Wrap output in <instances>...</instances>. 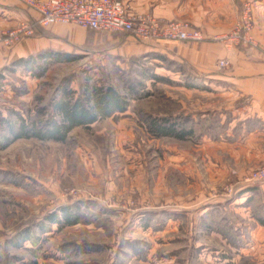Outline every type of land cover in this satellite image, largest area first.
<instances>
[{
	"label": "rangeland",
	"instance_id": "374dc122",
	"mask_svg": "<svg viewBox=\"0 0 264 264\" xmlns=\"http://www.w3.org/2000/svg\"><path fill=\"white\" fill-rule=\"evenodd\" d=\"M47 27L36 26L33 37ZM81 30L85 39L80 44L62 42L78 57L54 63L40 79L21 70L2 72L11 63L6 59L0 68V117L11 109L27 115L50 105L66 82L76 91L86 81L111 85L125 95V80L143 78L150 67L170 82L146 81L149 96L130 99L127 110L116 117L74 128L64 143L18 139L0 149V264H228L218 257L233 251L197 224L204 221L194 210L212 201L208 197L221 200L214 204L216 210L226 208L224 214L217 213L228 224L226 229L240 226L244 253L255 264H264V226L254 228L253 222L231 209L239 190L248 186L240 183L244 174L231 169L223 179L210 182L213 176L204 172V154L196 146L201 136L196 143L155 138L139 122L142 113L196 116L199 95L186 93L188 81L174 79L165 61L160 66L139 54L149 43L126 33ZM10 83L27 91L15 94ZM195 118L199 125L200 119ZM199 126L197 131L202 132ZM182 159V165L188 159L184 168L190 173L185 175L177 166ZM5 173L15 174L30 187L10 182ZM261 198L264 203V194ZM68 204L81 205L85 217L95 219L98 212L106 217L59 230L51 224L50 231L41 233L40 222ZM25 230L33 233L32 239L21 243ZM71 242L91 247L66 255L61 247Z\"/></svg>",
	"mask_w": 264,
	"mask_h": 264
},
{
	"label": "crops",
	"instance_id": "0c3cea01",
	"mask_svg": "<svg viewBox=\"0 0 264 264\" xmlns=\"http://www.w3.org/2000/svg\"><path fill=\"white\" fill-rule=\"evenodd\" d=\"M124 1L136 13L150 14L163 22L186 23L191 28L202 31L207 38L231 30L239 20L242 4L245 1L252 2L254 25L251 34L255 40V46L240 45L226 48L221 43L208 39L203 42L148 44L145 50L142 48L137 50H143L139 54L144 53L143 55L150 56L151 60L160 66L163 57L182 65L183 72L182 70L176 71L171 75L179 82H181L180 79L188 81L184 86L186 93L199 95L201 101L198 112L202 117L216 113L217 118L220 119L219 124L222 128L218 130L216 140L206 134L202 136L200 143L196 144L200 146L204 154L202 158L206 169L204 172L213 176L210 182L223 179L231 169H235L242 175L263 165L264 0ZM27 19H29V14L17 0H0V29L13 28ZM81 29L80 26L77 27L74 24H55L48 26L38 35L25 38L15 45L5 46L0 43V68L4 66L6 59L12 61L43 49L70 52L62 42L80 44L85 39V33ZM221 59L228 60L229 66L218 70L216 63ZM182 161L183 159L177 166L182 167L181 172L185 175L189 172L184 168L188 165V159L183 165ZM186 177L187 179L193 178V176ZM249 187L256 188L260 194H264V183H254ZM250 194L251 191L246 188L239 190L231 202L235 205L231 209L237 215L253 222L254 228L258 229L264 225H259L251 215L250 207L246 203ZM208 199L212 201L195 208L194 213L198 217L202 219L206 218L210 212L221 214L226 211L225 207H219V210L214 207V204L222 203L221 200L209 197ZM208 199L206 200L209 201ZM178 213L181 212H176ZM202 221L204 223H196L201 228L203 226L207 228L206 220L202 219ZM238 226L233 227L240 232ZM209 233L219 237V240L233 251L232 255L226 253L219 255L218 258L223 263L235 264L242 256H248L244 253L243 247L231 246L221 234L214 231ZM233 256L236 258H232Z\"/></svg>",
	"mask_w": 264,
	"mask_h": 264
},
{
	"label": "trees",
	"instance_id": "16d2710c",
	"mask_svg": "<svg viewBox=\"0 0 264 264\" xmlns=\"http://www.w3.org/2000/svg\"><path fill=\"white\" fill-rule=\"evenodd\" d=\"M77 57L69 52L43 49L25 57L16 58L11 61L10 66H4L1 70L2 72L7 69L10 72L21 70L31 77L40 79L54 63L72 61ZM162 59L165 61L166 67L173 70V72L182 70V65L164 57ZM145 71H147L146 75L139 80L137 78L125 80L124 87L127 91L125 95L119 93L111 85L89 84L86 81L80 90L76 91L69 88L66 82L61 88L59 96L54 98L48 106H41L31 110L27 115L22 114L18 110H9L7 116L1 115L0 117V149L6 148L18 139H37L64 143L68 140L74 128L80 126L88 128L98 120L112 116L116 117L127 110L130 99H142L149 96L150 91L146 89V81H152V83L156 81L170 82L168 78L156 74L153 67L146 68ZM10 86L12 91L18 95L27 91L24 88L16 87L12 83H10ZM195 117L200 119V126L197 125L199 122L196 123ZM138 119L152 137L168 138L179 142L196 143L200 136L202 137L206 134L216 140L218 130L222 128L216 113H211L205 117H202L201 113L196 116L188 113L161 116H150L142 113ZM197 126L202 127L203 131L198 132ZM15 177H17L15 174L5 173V178L7 180L10 179V182L14 181L16 185L25 189L30 187L27 184L28 182L22 183ZM249 186L246 187V190L251 191V194L248 196L246 203L250 207L251 215L256 222L259 225H264L263 199L256 188H250ZM81 209L82 206L79 204H68L62 206L59 211L51 212L40 222V232L47 233L50 231L51 224H55L59 230L78 223L89 224L95 219L101 218L104 220L106 217L103 216L106 215L102 214L103 212H98L95 215V219L89 216L85 217ZM99 215L102 216L98 218ZM217 216V213L210 212L208 216L206 215V218H203L206 220V229L221 234L231 246L235 248L241 247L239 231L234 229L233 226L226 229L228 224L221 222L222 220H219ZM32 234L30 231L25 230L20 238L21 243L32 239ZM90 247V244L86 242H71L64 244L61 248L67 253L66 255H76L87 251ZM66 264L71 263L66 261ZM237 264L255 263L249 256H242Z\"/></svg>",
	"mask_w": 264,
	"mask_h": 264
},
{
	"label": "built area",
	"instance_id": "2783aa9c",
	"mask_svg": "<svg viewBox=\"0 0 264 264\" xmlns=\"http://www.w3.org/2000/svg\"><path fill=\"white\" fill-rule=\"evenodd\" d=\"M29 14L27 21L9 30H0V43L12 46L34 35L36 26L75 24L85 29L126 33L149 44L163 42H203L210 40L226 48L240 45L255 46L252 2L243 3L239 21L228 32L207 38L202 31L179 21L163 22L150 15L134 12L124 0H17ZM218 70L229 66L226 59L218 60ZM240 183H264V164L240 176Z\"/></svg>",
	"mask_w": 264,
	"mask_h": 264
}]
</instances>
